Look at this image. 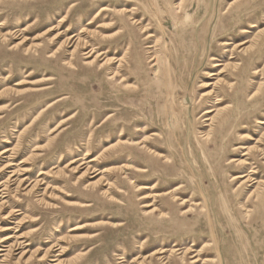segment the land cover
I'll return each instance as SVG.
<instances>
[{"label":"rangeland","instance_id":"obj_1","mask_svg":"<svg viewBox=\"0 0 264 264\" xmlns=\"http://www.w3.org/2000/svg\"><path fill=\"white\" fill-rule=\"evenodd\" d=\"M7 156L47 185L0 200V242L23 243L0 264H52L54 245L64 264H264V0H0Z\"/></svg>","mask_w":264,"mask_h":264},{"label":"bare ground","instance_id":"obj_2","mask_svg":"<svg viewBox=\"0 0 264 264\" xmlns=\"http://www.w3.org/2000/svg\"><path fill=\"white\" fill-rule=\"evenodd\" d=\"M185 4H186V2L183 5H185ZM175 8H179V7H175ZM142 33H146V30H143ZM148 35L149 36L147 37V39L154 37L151 34H148ZM75 38H76V36H73L71 38H68V40H66L67 41V44L69 46L72 45V47H75V50L78 47H82L85 50L91 48L90 51H88L87 53H85L87 59H92V61L89 62L87 65L91 66L94 63H96L97 60H98V58H100L102 56V54L96 52L95 51L96 49L93 48L92 45H90L88 42H85L80 37L77 38L76 40H75ZM223 45H228V44L225 43ZM243 45H244V43L240 44V46H243ZM150 58H151V63H153V67H158V57L153 58V56H151ZM123 60L124 59L121 58V62H123ZM211 60L214 61L215 58L212 57ZM111 61H112L111 58L106 59L102 66L111 64L112 63ZM66 64H70V63H66ZM119 75L120 74L118 72H114L113 71L112 72L111 79H115ZM215 75H216L215 73L214 74H211V77L212 76H215ZM121 86H122L123 89H129V88L132 87L130 84H128V79L125 78L122 75H121ZM208 86L209 87H212L214 85L213 84H210ZM214 94L215 93L213 91L207 92V93L203 94V97H204V95H208L209 97H211V96L213 97ZM218 101L221 102L222 100L218 99ZM214 112H215V110H213V111H207L206 114L214 113ZM218 114H220V112H218L217 115ZM206 121L213 122L214 119H207ZM136 131L137 132H142V130H140V129H137ZM154 136L157 137L158 135L157 134H154ZM205 138H206V140H208L210 138V134H206L205 135ZM243 138H246V136H243ZM246 139H250V138H246ZM146 143H147L146 139H143L142 141L134 142V146L140 147L141 149H148ZM235 149H238V147H236ZM242 149L247 151V153H245L243 156H248L251 152H253L251 148L246 147V146H243ZM150 152L151 153H155V155L158 156L159 158H165V156L163 154H158V153H156V152H154L152 150H150ZM11 153L14 154V150L9 149V150H5L2 153V155H8V154H11ZM1 157H3V156H1ZM4 159H9V160L0 169V173H5L6 174V176H5L6 179L3 182L0 183V200H2V199L4 200L10 194H13V195L16 196L20 191H25V194H24L25 196H28V195H31V194H36L38 196L41 193L40 192L41 187L47 185V183L44 181V179H38V180H35V181H31V178L30 177H27L28 176V173H29V170L27 168L22 167V166L15 165L14 164L15 161L14 160H11V156H7ZM95 161L96 160H94V159L93 160H90V162H88V165L86 163L82 162L78 166L74 167L73 170H78V169L83 170V169H85V172L83 173V175H85V173H87L88 171H91V172L93 171L94 168L91 167L89 165V163H93ZM23 163L24 162H21V164H23ZM230 163H235L237 166H240L242 168H246L247 166L250 165V163L247 160H236V159H233V160H231ZM72 164H77V162L74 161V162H72ZM85 165H87V166L85 168H83ZM122 168L123 167H121V169ZM129 168H132L134 171H136L138 173H142L143 172V170H141V169H139L137 167H133L131 165L124 166V169H129ZM59 172L60 171H58L57 173H59ZM44 173H42L41 175H44ZM254 175H257V172L256 171H250L249 173H245V174H241V175L234 176L233 179H232V181H239L240 182L239 187H244V186H248V185L251 186V185L255 184V179H254L255 177H254ZM92 185L93 184H89V186H92ZM185 186L190 187L189 185H185ZM13 187H15V188H13ZM136 188L138 190L141 189V188H138V186H136ZM47 189H48V187H46L44 189V194H45V192H46ZM144 189H148V187H144ZM172 192L166 193L165 196H171V198L173 199V201H177L178 200L177 196L175 195V193H172ZM257 195H258V191L257 192H253L251 194L250 198L251 197L254 198ZM155 196L159 197L158 195H155ZM149 197H152V196L151 195H145V196H142L140 198V200H144V199H147ZM37 201L39 203H42V199H38ZM181 205H183V203ZM143 207H145V208H151L153 206L152 205L145 204V205H143ZM20 212L21 211L19 209H16V207H15L14 209H11L10 210V212L6 215V217H4V219L13 218L15 216H20V215H22V213H20ZM154 212H155V209H152V210L147 211L146 214H152ZM12 230H15V228L14 227H8L4 231H12ZM12 239H14V236H11L10 235V236L4 237L3 240H1V242H0L1 244H3V246L1 248H5V249H0V253H2V255H0V257L3 258L5 261H6V259L8 258V256L10 254L15 253L16 251L20 250L21 247H22V244H23V243H20L19 241H16V242L10 244L9 242ZM18 239H22V238H18ZM59 247H60L59 245L52 246L51 248H49L48 251H46V254L43 257L49 256V257L53 258L54 260L52 261V264H64L63 263V260L61 259V256L64 253V251L62 250V248H59ZM163 253L164 252H161V254H163ZM22 258L23 259L25 258V253L21 254L19 260H21ZM29 260H30V258H27L26 263H28Z\"/></svg>","mask_w":264,"mask_h":264}]
</instances>
